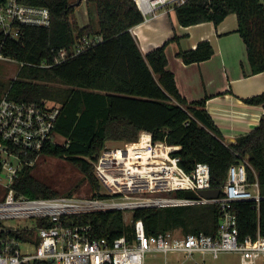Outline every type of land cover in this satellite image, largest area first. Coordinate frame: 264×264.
Segmentation results:
<instances>
[{
    "label": "trees",
    "instance_id": "trees-1",
    "mask_svg": "<svg viewBox=\"0 0 264 264\" xmlns=\"http://www.w3.org/2000/svg\"><path fill=\"white\" fill-rule=\"evenodd\" d=\"M19 1L48 8L52 24L49 28L26 27L19 41H5L3 53L21 68L16 79L0 83V100L8 93L20 102L48 100L60 105L54 132L64 143H47L41 157L63 159L76 167L92 189L90 199L107 198L94 169L102 150L110 142H134L142 132L150 133L154 142L181 147L175 155L187 172L197 163L208 164L213 189L222 190L229 168L247 157L249 181H255V172L264 197V115L254 131L234 144H225L207 111L208 98L188 102L167 68L166 49L180 37L175 35L142 55L131 33L144 22L136 0H85L96 6L97 30L92 24L79 27L73 0ZM174 10L183 27L205 22L218 27L229 15H236V32L245 43L251 75L264 73V0H186ZM83 36L101 37L102 41L56 65L57 52ZM213 54L210 42L204 41L195 49L180 50L177 56L190 65L208 61ZM243 101L264 107V92ZM35 169L36 165L23 167L14 184L17 194L31 199L61 198L63 194L36 176ZM173 195L183 197L184 193ZM233 211L240 241L259 233L264 236V199L259 208L254 202L235 203ZM124 214L115 210L70 219L91 225L96 238L126 237L132 242L138 220L150 238L167 232L216 237L222 211L217 204L141 208L132 212L131 225L126 224Z\"/></svg>",
    "mask_w": 264,
    "mask_h": 264
},
{
    "label": "built area",
    "instance_id": "built-area-1",
    "mask_svg": "<svg viewBox=\"0 0 264 264\" xmlns=\"http://www.w3.org/2000/svg\"><path fill=\"white\" fill-rule=\"evenodd\" d=\"M144 22L159 16L166 5L181 6L186 0H136ZM48 8L0 0V60L15 62L3 53L6 40L19 41L26 27L49 28ZM101 37L83 36L69 48L57 52L55 64L72 59L95 47ZM44 65V64H43ZM45 66V65H44ZM60 105L52 101L20 102L9 94L0 100V264H146L148 254L181 256L184 262L205 264L206 257L218 259L224 253H237L240 264L264 262V236L239 240L237 215L233 205L264 199L255 174L250 182L248 158L232 165L220 196L216 199H189L177 192L212 190L211 168L197 163L191 172L180 166L175 154L181 149L154 142L142 132L134 142L119 147L106 146L94 162L105 199H31L18 195L14 184L23 167L33 168L49 142L58 143L55 126ZM217 204L222 214L216 237L174 232L150 238L142 220L135 222V239L110 241L96 238L92 226L77 224L71 217L107 211L166 208ZM196 256L201 257L196 262ZM165 264H175L166 260Z\"/></svg>",
    "mask_w": 264,
    "mask_h": 264
},
{
    "label": "crops",
    "instance_id": "crops-1",
    "mask_svg": "<svg viewBox=\"0 0 264 264\" xmlns=\"http://www.w3.org/2000/svg\"><path fill=\"white\" fill-rule=\"evenodd\" d=\"M82 6L87 11L85 25L80 23L78 13ZM174 9L173 5L160 7L157 18L134 27L131 33L144 57L175 35L180 37L179 42L170 43L166 49L167 68L174 73L180 94L188 102L208 98L207 111L221 132L224 143L234 144L240 136L254 131L264 115V107L248 105L243 101L264 92V73L251 75L245 43L236 32V15H229L218 27L212 22L183 27ZM75 16L79 27L92 24L97 30V9L93 19L90 5L85 0L80 6L76 5ZM204 41L210 42L214 50L210 60L186 65L177 56L180 50L195 49ZM197 257L196 262H200L201 257ZM181 258L177 255L164 257V264L167 259L175 264L184 262ZM185 264L195 263L189 261Z\"/></svg>",
    "mask_w": 264,
    "mask_h": 264
},
{
    "label": "rangeland",
    "instance_id": "rangeland-1",
    "mask_svg": "<svg viewBox=\"0 0 264 264\" xmlns=\"http://www.w3.org/2000/svg\"><path fill=\"white\" fill-rule=\"evenodd\" d=\"M80 0H73L76 5ZM80 6V5H79ZM83 7V6H82ZM79 13L80 23L85 25L88 19L86 14V7H83ZM96 6L90 4V14L93 19L96 18ZM82 11V12H81ZM21 66L16 62H7L0 60V83L8 84L10 81L17 78ZM5 93L4 95H6ZM3 95V96H4ZM47 101V100H46ZM58 143L63 144L64 139L58 136ZM125 142H110L107 144L110 148L119 147ZM35 175L41 180L51 184L63 194L60 197L73 198V199H90L92 198V189L87 181H85L82 173L72 164L63 159L53 157H40L36 163ZM71 196H67L71 193ZM125 222L128 225L132 224V213L126 211L124 214ZM181 235L177 232H174ZM197 257V256H196ZM200 259V256L197 257ZM206 264H240L239 255L237 253H224L218 259H213L210 256L206 257ZM184 260V257L181 258ZM146 264H164L163 254H148L146 256Z\"/></svg>",
    "mask_w": 264,
    "mask_h": 264
},
{
    "label": "water",
    "instance_id": "water-1",
    "mask_svg": "<svg viewBox=\"0 0 264 264\" xmlns=\"http://www.w3.org/2000/svg\"><path fill=\"white\" fill-rule=\"evenodd\" d=\"M83 0H80L79 4H77V6H79L81 4ZM221 191L218 189H212V190H204V191H200L198 194H195L192 191H186L184 193V196L186 198L189 199H196L198 197H203V198H207V199H216L220 196Z\"/></svg>",
    "mask_w": 264,
    "mask_h": 264
}]
</instances>
